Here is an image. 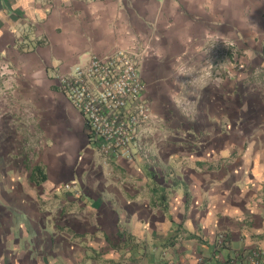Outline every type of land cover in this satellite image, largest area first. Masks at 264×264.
Returning a JSON list of instances; mask_svg holds the SVG:
<instances>
[{"label": "crops", "instance_id": "1", "mask_svg": "<svg viewBox=\"0 0 264 264\" xmlns=\"http://www.w3.org/2000/svg\"><path fill=\"white\" fill-rule=\"evenodd\" d=\"M116 48L142 55L153 122L103 167L57 75ZM0 87V264L264 255V0H0Z\"/></svg>", "mask_w": 264, "mask_h": 264}, {"label": "built area", "instance_id": "2", "mask_svg": "<svg viewBox=\"0 0 264 264\" xmlns=\"http://www.w3.org/2000/svg\"><path fill=\"white\" fill-rule=\"evenodd\" d=\"M142 55L136 50L116 48L103 55L92 54L71 71L59 72L58 89L81 114L88 142L107 167L121 158H134L136 148L153 122L151 100L142 76ZM64 188H70L65 182ZM226 239L214 241L220 246ZM237 256V255H236ZM258 249L245 254L249 264H264ZM237 258L232 257V264Z\"/></svg>", "mask_w": 264, "mask_h": 264}, {"label": "rangeland", "instance_id": "3", "mask_svg": "<svg viewBox=\"0 0 264 264\" xmlns=\"http://www.w3.org/2000/svg\"><path fill=\"white\" fill-rule=\"evenodd\" d=\"M227 50V47L224 48V50L220 53V52H206L204 54V57L202 59V61H206V67H207V70L209 73H211L210 76H213L212 73L213 72H218V67L220 65H223L224 63H227V61L229 60V51H226ZM226 52V53H225ZM225 53V54H224ZM237 53L239 54V51H237ZM214 63H216L215 65L217 66L216 69H213L214 68ZM221 72V71H220ZM3 89L0 87V92L2 91Z\"/></svg>", "mask_w": 264, "mask_h": 264}, {"label": "trees", "instance_id": "4", "mask_svg": "<svg viewBox=\"0 0 264 264\" xmlns=\"http://www.w3.org/2000/svg\"><path fill=\"white\" fill-rule=\"evenodd\" d=\"M33 174L35 176V179H41L44 177V171L40 165H35L33 168Z\"/></svg>", "mask_w": 264, "mask_h": 264}]
</instances>
